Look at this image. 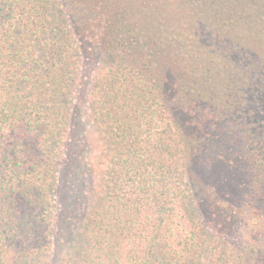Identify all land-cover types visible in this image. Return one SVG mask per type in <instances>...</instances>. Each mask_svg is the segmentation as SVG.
Masks as SVG:
<instances>
[{
	"label": "trees",
	"instance_id": "trees-1",
	"mask_svg": "<svg viewBox=\"0 0 264 264\" xmlns=\"http://www.w3.org/2000/svg\"><path fill=\"white\" fill-rule=\"evenodd\" d=\"M0 264H264V0H0Z\"/></svg>",
	"mask_w": 264,
	"mask_h": 264
},
{
	"label": "rangeland",
	"instance_id": "rangeland-1",
	"mask_svg": "<svg viewBox=\"0 0 264 264\" xmlns=\"http://www.w3.org/2000/svg\"><path fill=\"white\" fill-rule=\"evenodd\" d=\"M249 95L251 96L252 95V92H250ZM90 135L95 138V133H90Z\"/></svg>",
	"mask_w": 264,
	"mask_h": 264
}]
</instances>
